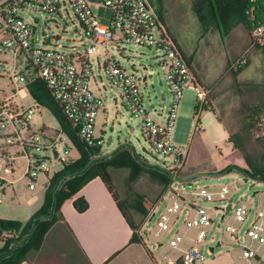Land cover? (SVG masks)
Here are the masks:
<instances>
[{"label": "rangeland", "instance_id": "obj_1", "mask_svg": "<svg viewBox=\"0 0 264 264\" xmlns=\"http://www.w3.org/2000/svg\"><path fill=\"white\" fill-rule=\"evenodd\" d=\"M147 2L154 9L162 11L164 21L181 38V49L186 51L187 56L176 47L187 59L191 74L194 77L200 75L206 78L205 88L207 89H201V91L204 92V99L210 98L213 106V112L208 111L207 106L204 105V99L199 101L198 91L192 88H187L182 92L172 143L183 150L187 162L183 168H180L184 160L182 158L180 166L174 169L177 177L172 180L171 188L182 189L189 194L199 188L207 187L216 195L212 200L214 202L207 204L211 209L212 224L206 226L207 236L199 246L203 252L206 248H214V250L211 255L205 256L202 264H245L242 245L234 243L224 233L225 227L232 223V215L227 214L221 222L222 213L215 207L225 206L229 199H232V206H244L246 212L250 211L249 218L244 223L235 224V228L247 229L255 220V214L264 207V182L252 180L237 172H228L220 176H213V174L229 165L241 169L247 168L242 154L235 152L233 145L227 142V134L219 121L223 122L229 131L227 132L228 137L232 136L233 140L240 143L247 159L264 167V136H261L263 131L250 130L245 122L248 109L260 104L264 94V54L249 45L242 53L236 55L238 48L233 47L230 41L237 38L236 28H233L232 32H225L221 24L219 31L213 26L202 29L192 9L195 0H147ZM91 7L97 21L101 25H107L111 15L110 9L98 5ZM27 14V11L22 14L24 20L30 25L34 24L39 41L45 38L49 44L47 47L60 45L69 50L74 47L83 52L84 48L90 46V42L84 37L83 29L70 8L67 11L63 10L60 16L37 14L33 18ZM211 36H214V39H210ZM118 46L119 51L113 45L108 46L106 50L99 47L88 57L99 91L94 89L93 85H89V88L103 100L107 107L106 113L100 111L94 120V137L102 138L104 141L103 146L99 147L100 154H108L118 145L126 144L139 162L169 169L172 158H163L151 150L150 144L143 138L139 120L130 117L124 108L120 89L111 86L103 70L100 69L104 55L108 51L127 73L133 72L140 78L143 106L153 121L162 123L171 102V95L164 80V72L156 59L157 56H162V52L156 53L148 48L120 43ZM241 57L246 58L241 68L235 70L227 66L228 60L234 63ZM2 59V62L7 64H2L4 72L0 74L2 77L0 78V90L10 95L13 86L9 82L7 73L12 70V58L3 56ZM14 101L24 108L27 107V100L18 97L14 98ZM198 119L202 127L201 131L194 129L195 120ZM30 126L32 130L29 133L33 131L54 142L53 148L39 155L48 172H39L36 181L31 182L35 189L30 190L28 186L30 181L24 175L29 165L32 167L35 165V160L16 156L20 148L17 146L4 148L2 147L3 139L0 138V179L5 183L0 186V205L7 201L18 203V200L24 203L32 195L42 196L46 175H48L47 183H49V180L59 170L61 161L77 156V151L69 145L65 153V143L58 142L61 134H59L57 121L46 107L41 105L38 110H34ZM3 151L13 158L10 164L3 161ZM54 153L57 154V158L54 157ZM36 170L41 171L42 166L36 165ZM111 174L114 178V187L122 199H126L132 193H137L152 202L160 195L162 187L146 173L141 174L130 185L126 181L129 169L111 170ZM192 177L194 180L186 181ZM236 182L241 185L240 188H237ZM188 183L190 184L187 185ZM222 187H228L229 193L218 194ZM168 193L169 190L164 193L161 202L158 203L159 206L157 205L161 210L170 202L167 200ZM185 199L189 200V196L185 195ZM157 207L154 208L152 217L151 213L142 219L139 215H132V217L137 226L136 232H140V236L145 239L155 260L161 261V264H171L162 261L163 256L167 254L175 258L179 252L169 250L170 234L155 235L158 228V213L161 211L156 210ZM3 215H6L8 218L4 219L8 220H13L15 217L11 216L13 214ZM177 228L180 232L184 231L181 223ZM195 234V230H190L188 237H195ZM217 243H220V246L217 247ZM159 244L162 246L158 247ZM191 245L189 240H185L182 248L187 249Z\"/></svg>", "mask_w": 264, "mask_h": 264}, {"label": "built area", "instance_id": "obj_2", "mask_svg": "<svg viewBox=\"0 0 264 264\" xmlns=\"http://www.w3.org/2000/svg\"><path fill=\"white\" fill-rule=\"evenodd\" d=\"M92 5L110 9L111 15L107 25H101L97 21ZM68 8L82 27L84 37L90 42V46L84 48L83 52L74 47L69 50L60 45L47 47L48 41L45 38L39 41L34 24H28L22 15L27 11V15L33 18L37 14L60 16L61 12L67 11ZM248 15L250 22L256 23L250 35V46L264 54V0H249ZM119 43L148 48L156 53L162 52V56H157L156 59L164 72V80L171 95V102L162 123L153 121L143 106L140 78L133 72L127 73L108 51L100 69L110 85L120 89L124 108L130 117L139 120L143 138L150 144L151 150L163 158H172L169 170H174L184 158L183 150L172 143L182 92L187 88L198 91L199 101L204 99V92L197 86L186 60L147 0H0V74L4 72L2 64H7L2 62V57H11L12 70L7 74L13 86L10 95H5L0 90V138L3 139L2 147L20 148L16 156L35 160V165H29L24 175L30 181L29 189L34 188L31 182L36 181L39 172H48L39 155L53 148L54 142H46L45 138L33 131L29 133L32 130L30 122L35 106L24 108L15 102L14 98L24 99L27 96L28 84L34 80L42 81L64 117L76 128L80 142L90 148L103 146V139L94 137V120L101 110H105V103L89 88L93 72L88 57L99 47L106 50L108 46L113 45L119 51ZM96 61L98 62L97 58ZM245 62L246 58L241 57L231 64V69H239ZM145 79L146 77L143 81ZM195 130H202L197 120ZM59 134L61 135L58 142L65 143L67 153V137L61 132ZM55 154L54 157L57 158ZM2 159L6 164L13 160L5 151ZM36 165H41L42 170L37 171ZM4 184L0 179V186ZM167 190V200L170 202L158 213L155 235L170 234L168 248L170 251L179 252L180 257L175 259L166 254L162 261L171 264H202L205 256L213 253L211 248H206L203 252L199 246L207 236L206 226L212 224L211 209L207 204L214 200L216 195L207 187L189 194L182 189H172L171 185ZM228 193V187H222L218 194ZM185 195L189 196V200L185 199ZM229 200L225 206L215 207L222 213L221 222L227 214L232 215V223L224 229L226 237L242 245L245 264H264V207L255 214V220L250 226L242 230L235 228V224L247 221L250 211L246 212L244 206H232L231 201V208L226 212ZM152 216L154 214H151ZM179 223L184 227L183 232L177 228ZM190 230H195V237H188ZM185 240L192 243L187 249L182 248ZM161 246L162 244L158 245ZM156 264H161V261Z\"/></svg>", "mask_w": 264, "mask_h": 264}, {"label": "trees", "instance_id": "obj_3", "mask_svg": "<svg viewBox=\"0 0 264 264\" xmlns=\"http://www.w3.org/2000/svg\"><path fill=\"white\" fill-rule=\"evenodd\" d=\"M192 5L202 29L213 26L219 31L222 24L225 32H229L237 25H243L251 35L256 24L255 21L250 22L249 20V0H195ZM158 12L162 13L161 10ZM169 37L172 39L170 34ZM197 86L203 90L207 89L199 84ZM27 88L30 96L38 104L51 111L59 124V132L67 137L68 143L77 151L79 157L76 160L61 161L59 170L49 180L44 205L25 224L0 219V264H30L41 248L47 232L61 218L59 212L61 204L66 199L72 198L85 184L95 178H99L104 184L121 215L133 231L131 241H138L137 226H135L132 215H139L142 219L150 213L152 214L172 180L177 177L175 171L139 162L126 144L118 145L112 152L103 155L100 154L99 147H87L80 142L76 128L64 117L60 107L52 99L49 90L42 81L34 80L28 84ZM204 105L207 106L208 111L213 112L210 98L204 99ZM248 110L245 118L247 128L262 130L263 135L261 136L263 137L264 94L260 104ZM225 129L227 131V128ZM257 138L255 137V139ZM227 142L233 145L235 152L242 154L247 168L241 169L229 165L214 173L213 176L237 172L252 180L264 182V167L247 159L239 145L240 143L233 140L232 136L228 137ZM117 169H129L126 180L128 185L135 182L141 174H148L154 182L162 187L160 195L152 202L147 197L137 193H132L126 199H122L114 187V178L111 174V170ZM190 180H194V178L186 179V181ZM74 207L77 212H83L87 208V203L83 199H77L74 202Z\"/></svg>", "mask_w": 264, "mask_h": 264}, {"label": "crops", "instance_id": "obj_4", "mask_svg": "<svg viewBox=\"0 0 264 264\" xmlns=\"http://www.w3.org/2000/svg\"><path fill=\"white\" fill-rule=\"evenodd\" d=\"M155 11L171 35L174 45L177 46L178 49H181V38L169 28L168 23L164 21L162 13H159L156 9ZM235 28L237 30V38H233L235 40L231 39L230 41L233 47L238 48L237 55L249 47L250 33L243 25H237L234 29ZM234 29L232 28L229 32H232ZM213 37L214 36H211L210 39H214ZM181 51L186 55L185 50L181 49ZM184 59L187 62L185 56ZM230 62L229 60L227 61V66L229 65L231 67L232 63ZM194 79L197 84L206 87V78L198 75V77H194ZM89 85H93V88L99 91L94 76H92ZM26 94L27 96L23 100H27V107L34 105L35 109L38 110L41 105L30 96L28 88L26 89ZM106 109L107 107L105 105V110L101 111L106 113ZM197 121H199V119ZM219 124L223 127L228 138V133L224 124L221 121H219ZM45 141L48 142L49 140L45 138ZM68 145L70 146L67 141V146ZM70 147L73 148L72 146ZM78 157L77 153V156L72 158V160H76ZM183 159V164L180 168L186 165L187 157ZM47 177L48 175L45 177L42 196L32 195L30 199L24 203L19 202V200L18 203L7 201L5 204L0 205V219L8 220L4 219L8 217L3 214H13L11 216L15 217H13L14 219L11 221L25 224L45 203L48 186ZM34 189L35 188L30 190ZM77 199H83L87 203V208L83 212H77L74 207V202ZM158 209L161 210V208L157 207L156 210ZM59 212L61 218L47 232L41 248L31 260L30 264L157 263L147 242L140 236V232H136V234L139 235V240L136 242L131 241L133 231L128 226L115 201L99 178L92 179L72 198L66 199L61 204ZM179 257L180 254H178L175 259Z\"/></svg>", "mask_w": 264, "mask_h": 264}, {"label": "water", "instance_id": "obj_5", "mask_svg": "<svg viewBox=\"0 0 264 264\" xmlns=\"http://www.w3.org/2000/svg\"><path fill=\"white\" fill-rule=\"evenodd\" d=\"M27 81H29L28 79H27ZM55 156H56V154H55ZM236 186H237V188H240L241 187V185H239L238 184V182H236ZM231 199L229 200V204L227 205V207H226V212H228L229 210H230V208H231ZM217 247L218 246H220V243H217V245H216ZM214 250V248H211V251H213Z\"/></svg>", "mask_w": 264, "mask_h": 264}]
</instances>
